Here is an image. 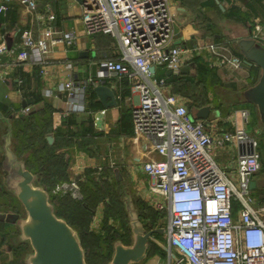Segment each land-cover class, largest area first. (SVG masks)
Listing matches in <instances>:
<instances>
[{"label":"built area","instance_id":"2783aa9c","mask_svg":"<svg viewBox=\"0 0 264 264\" xmlns=\"http://www.w3.org/2000/svg\"><path fill=\"white\" fill-rule=\"evenodd\" d=\"M9 1L0 4V12L7 9ZM18 2L29 12L37 6L35 0ZM36 17L42 22L54 18L51 13ZM80 20L87 35L114 38L119 54L96 61L95 78L67 80L55 87L57 95L67 92L70 106L66 111L55 109L52 128L59 127L68 114L85 112L87 86L112 74L125 77L136 95L131 105L133 133L147 140L146 153L157 156L146 157L139 170L148 182L147 202L156 211L165 212L164 226H157L163 228L168 247L166 264H264V203H259L250 189L261 165L257 140L244 128L212 137L204 121L190 119L193 112L185 100L172 92L164 78L156 76L157 69H164L177 77L196 56L211 68L240 69L241 57L227 45L206 39L190 48L175 45L169 0H81ZM43 27L37 39L30 30L22 31L16 48L8 50L1 43L0 56L8 52L17 62L30 60L45 74L51 46L62 43L71 47L76 36L73 31L56 34L47 23ZM249 37L264 44V15L253 18ZM71 69L67 64L66 73ZM238 114L247 122L248 110ZM226 148L237 152L232 167L223 170L215 154ZM83 178L80 175L59 183L50 192L80 200L78 182ZM151 197L157 198L155 202Z\"/></svg>","mask_w":264,"mask_h":264},{"label":"crops","instance_id":"0c3cea01","mask_svg":"<svg viewBox=\"0 0 264 264\" xmlns=\"http://www.w3.org/2000/svg\"><path fill=\"white\" fill-rule=\"evenodd\" d=\"M35 1L37 6L34 12H29L18 0H10L7 3V9L0 12V44L3 43L5 47L9 45L10 49L16 48L19 44V34L25 30H30L34 38L37 39L46 23L51 26L56 34L73 31L76 39L71 47H66L62 43L51 46L48 64L45 67L46 72L42 75L40 74V66L37 63L30 60L17 62L15 57L8 52L0 56V105L10 106V110L15 117L19 116L20 113L26 114L32 109L42 108L44 101L52 104L57 110H68L70 106L68 101L58 97L55 87L67 80H73L74 82L86 80L90 77V66L92 64L100 59L114 57L119 54V46L114 38L103 34L89 36L84 32L80 20L81 0ZM2 3H4V0H0V4ZM169 4L175 21V45L190 48L199 39H206L227 45L236 55L239 53L235 42L239 38L249 37L253 18L264 15V0H169ZM232 8L237 10L235 17L227 15ZM47 13L53 15V20L42 22L36 17V15H45ZM196 57H200L203 61L201 56ZM67 64L72 67L69 74L65 70ZM192 64L194 65L193 59L187 65L189 67L188 73L184 75L196 77L195 65L191 67ZM208 68L212 71V76L207 78L203 84H221L224 89L235 93V99L240 98V92L250 85L258 72L255 67L250 70L242 67L235 70ZM22 72L28 74V82L25 87L20 88ZM160 73L170 76L164 69H157L156 76ZM102 80L114 92L117 105L110 108L102 106V109L90 113L94 120L95 128L100 132L96 137L89 139L91 147L96 151L92 152V154H86L87 152L78 150L75 146L62 148L59 151L65 153L71 159L68 174L84 176L85 171L92 170L96 166L99 168H113V170L119 169L121 175H124V172L126 173L127 178L129 177L135 188L137 187L136 189L139 193L144 192L142 194L146 199L147 194L144 190L146 186L144 184L143 187L142 181H138L136 177L143 175L139 170L142 161L146 157L157 158V156L144 151V144H146L147 140L142 136L134 135L133 129L132 134L118 132L117 128L120 118V107L118 105L120 95L118 90L124 85V80L115 74ZM203 84L199 85L203 87ZM129 90L130 95L123 101V107L128 109V111H130L131 105L136 101V95L131 85ZM37 92L43 98V102H38L31 107L25 104V108H23L24 93L32 95V93L35 94ZM236 101L228 103V107L224 110L223 102L213 97H206L202 106H200V103L198 105L188 101H185V103L189 111L193 113L204 106L210 108L208 118L205 121V128L207 132L212 134V137H215L216 134L221 132H231L236 128H245L246 122L238 114V111L242 109L248 110L249 116L253 111L255 128L257 127L258 120L255 109L251 108V106L248 107L250 109L245 107L249 106V104L244 103L241 98ZM88 115L89 113L86 111L82 114L72 115L68 119L67 124L63 126L64 132L67 130L75 131L78 126H81V123L86 122ZM1 131L2 122L0 121V136ZM101 148L103 153H97ZM236 152L232 149L229 153L227 151L218 152L217 155L215 154V161L221 169L228 170L229 167H232L231 162L235 158ZM106 156L114 161L113 166H110L109 163L107 164L106 159H103L107 158ZM232 175L230 174V176ZM1 190L2 185L0 182V194ZM139 198L142 199L140 196ZM99 208L101 209L102 207L99 206L97 208L93 219L97 218L96 215L100 211ZM8 228L16 229L12 224H9ZM6 252V249H0V258ZM148 264H161V262L158 258H153Z\"/></svg>","mask_w":264,"mask_h":264},{"label":"trees","instance_id":"16d2710c","mask_svg":"<svg viewBox=\"0 0 264 264\" xmlns=\"http://www.w3.org/2000/svg\"><path fill=\"white\" fill-rule=\"evenodd\" d=\"M237 14L236 8H232L228 11L227 15L235 17ZM240 56V54H238ZM193 62L196 70V77H189L187 75L167 76L166 74H158L157 77H163L167 84L173 87L171 90L174 94L177 92V87H185L190 84H203L207 78L211 77L212 71L208 66L203 63L200 57L193 58ZM20 88L25 87L28 82V74L21 73ZM124 85L118 90L120 99H118V105L120 107V118L118 122V132L125 134H132V121H131V109H125L123 107L124 99L130 95V85L128 80L123 77ZM255 82V80H254ZM253 82V83H254ZM251 85V84H250ZM24 99L27 106L31 107L38 102H43V98L39 93H32L27 95L24 93ZM206 99V98H205ZM205 102V101H204ZM200 103V106L204 103ZM85 111L89 113L85 123H81L75 131L67 130L64 132L63 126L68 122V119L75 115L73 113L68 114L62 119V123L57 128H52V114L55 108L47 101L43 102L42 108L29 110L28 113L22 116H16L10 110V106L0 105V111L8 116L12 115V147L14 152L19 158L25 160V165L32 173L38 174L39 183L48 191L50 200L54 205L55 213L64 218L66 222L74 227L80 237L82 247L85 250L86 264H90L91 254H95L97 264H105L111 254L112 242L115 239L121 240L124 244L130 242L129 229L127 216L121 200V188L122 181H118L115 177L113 168H104L102 173L94 174V170H87L84 173V178L78 182L82 198L80 200L72 199L68 195L60 197H54L50 194L51 188L61 181L67 180L68 167L70 166V157L65 153L59 151L62 148H70L72 146L77 147L78 150H85V145L90 143L91 137H96L100 134L95 128L94 120L90 113L102 109V105L96 100V96L91 86H87L84 94ZM75 125V124H74ZM48 137H52V142H48ZM87 152V151H86ZM89 153V152H87ZM90 154H92L90 152ZM261 160V158H260ZM0 198L3 195L12 197L3 187L1 190ZM16 200V199H15ZM259 203H264V186L258 189ZM17 201V200H16ZM106 207L107 212L104 214L103 231H91V221L93 220L96 210L99 206ZM136 208L139 214V219L144 221L149 220L150 225H145L147 229L157 226L156 213L153 208L147 204L141 203L136 199ZM235 208V207H234ZM123 212L125 220L121 219L120 215ZM118 212V215H117ZM0 213H16L20 214L16 210L2 209ZM159 217V216H158ZM112 218L114 221L120 218L122 223H119L118 228L113 224H107V219ZM159 221V219L157 218ZM8 223L0 221L1 230H7ZM159 235L156 237L158 238ZM1 241L5 240V235L0 234ZM16 235H11L10 239L14 248L15 259L12 264L21 263V252H15L16 248L20 249L24 243L16 241ZM159 239V238H158ZM155 247L160 250L154 243H150L147 253L151 247ZM14 258V257H13ZM95 261V262H96ZM94 262V263H95Z\"/></svg>","mask_w":264,"mask_h":264},{"label":"water","instance_id":"95a60500","mask_svg":"<svg viewBox=\"0 0 264 264\" xmlns=\"http://www.w3.org/2000/svg\"><path fill=\"white\" fill-rule=\"evenodd\" d=\"M217 1V0H216ZM221 8V6H220ZM241 56L240 66L250 70H259L257 80L240 92L241 100L252 106L256 111L258 126H264V44L251 37L239 38L236 42ZM6 48L9 50L10 46ZM194 65L192 64L191 67ZM188 66L180 69V74L188 73ZM149 71L154 73V68ZM96 66H90V77L95 78ZM97 100L104 108L117 105L114 92L101 80L91 86ZM67 92L58 95L66 101ZM25 101L22 107L25 108ZM210 108L204 106L193 113L190 119L203 120L208 118ZM20 113L19 116H22ZM12 115L4 116L0 112L2 131L0 136V182L2 187L10 193L20 204L23 214L0 213V221L10 223L17 229L16 241L25 243L29 251L21 259L22 264H86L85 250L82 247L77 230L66 220L55 213L54 205L48 191L39 183L38 174L27 169L25 160L19 158L12 147ZM52 142V137H48ZM242 152V145L238 146ZM249 152L251 147H249ZM118 181H123L119 169H114ZM256 181H251L250 189H254ZM264 186V179L261 181ZM121 200L127 216L130 242L124 244L115 239L109 260L105 264H139L147 256L150 243H154L161 250L168 251L166 244L156 236L163 234V228L154 226L147 229L139 219L136 208V197L123 188ZM172 259H176L172 254Z\"/></svg>","mask_w":264,"mask_h":264},{"label":"rangeland","instance_id":"374dc122","mask_svg":"<svg viewBox=\"0 0 264 264\" xmlns=\"http://www.w3.org/2000/svg\"><path fill=\"white\" fill-rule=\"evenodd\" d=\"M257 71L258 72H257L255 78L251 81L250 84H253L254 80L255 81L257 80L259 70L257 69ZM172 88L173 87H171V89ZM176 94L179 95L180 97H182L185 101H188L189 103H193L195 105H198L199 103L204 102L206 100L205 99L206 97H208V98L213 97V98L218 99L219 101L223 102V104H224L223 110L226 109V107H228V103L230 104L231 101L233 102L235 100V102H237L236 100L240 99V98L235 99L236 98L235 93H233V91H231V90L224 89V86H222L221 84H211V83L203 84V87L201 85H195V84H190V85L188 84L185 87L178 86ZM245 107L248 108V107H250V105L249 106L247 105ZM251 108H252V106H251ZM248 109H250V108H248ZM244 130L248 134L252 135L258 142L256 150L260 155L261 165H260V171L255 173V175L253 176V180H255L257 182V185L253 190H251L252 196L255 199H257L258 198V189L262 186L261 181H262V179H264V126L260 127V126H258V123H257V127L255 128L253 111H252L251 115L248 117V120L246 122ZM210 135L212 136V134H210ZM85 147H86L84 150L85 152L87 151L89 153L90 152L92 153V152L96 151L91 147V142L86 144ZM102 148L99 151H97V153L99 152L102 154L103 153ZM76 149H77V147H76ZM231 149L226 148L224 151H227V153H229V151ZM86 154H88V153H86ZM106 157L107 158H103V159H106L107 164L108 163L110 164V162H114L113 160L108 158V156H106ZM98 168L99 167L96 166V167H93V169H92V170H94V174H96V176L98 175V173H102V171L104 170V167L100 168L101 170H97ZM68 175H69L68 179L61 181L60 183L70 182V181L76 179L78 176V175L75 176L72 173L71 174L69 173ZM122 176H123V181L121 183V188H125V189L127 188L132 193V195H134L136 197V199H138L141 203L147 204L148 206H150L152 208V206L150 205V202L148 203L147 200L145 199V196L142 194L144 192L139 193V191H137V189H136L137 187L135 188V185L130 182L129 177L127 178V175L125 172H124V175H122ZM136 178L138 181H142L143 187H144V184H145V186L148 185V182L145 179L144 175H138ZM53 188H51V189H53ZM144 190L146 191L145 187H144ZM50 194L54 197H60L61 196L58 194H52L51 192H50ZM146 194H147V191H146ZM139 196L142 197V199L139 198ZM156 199H157L156 197H151L150 200L152 202H155ZM0 208H2V209L7 208L9 210H16L20 213V215L23 214V210H22L20 204L15 199H13L12 197H8L6 195H3L0 198ZM154 211L157 212L156 213V222L163 227L165 224V212L156 211L155 209H154ZM105 212H107L106 207H103V205H102V208L100 209V211H98V213L96 215L97 218H95L91 221V228H89L91 231H103L102 230L103 229V222H105L103 216H104ZM119 213L121 215L120 216L121 219L125 220L123 212L121 213V210H120ZM117 215H118V212H117ZM157 218L159 219V221L157 220ZM121 219L118 218V219H116V221H114L115 219L113 220L112 218H109V219H107L106 223L108 225L113 224L116 228H118L119 223H122ZM144 223L147 226L150 225L149 220L144 221ZM8 224H10V223H8ZM4 229H7V230L2 229L0 232V234L5 235L4 241H1L2 239L0 237V249L4 248L7 250L8 253L6 252L4 255L1 256L0 264H12L14 261L13 259H15V254H13L14 248L12 246L13 245L16 246V244H13L11 242L10 236L12 234H17V230L15 228H7V227ZM158 238L162 243L166 244L165 237L163 234L159 235ZM18 251H20L22 253L21 254L22 255L21 258H22L24 256V254L29 251V247L27 244L24 243L21 245L20 249L16 248L15 252H18ZM94 257L96 258V255L91 254L90 258L92 261L95 262L96 260ZM153 258H155V259L158 258L160 260L161 264H163V263L166 264V253H165V251H163L161 249L158 250L154 246L149 249L146 258L143 261H141L139 264H148L149 262H151V260ZM94 262L92 263L90 261V264H97V261L95 263Z\"/></svg>","mask_w":264,"mask_h":264}]
</instances>
